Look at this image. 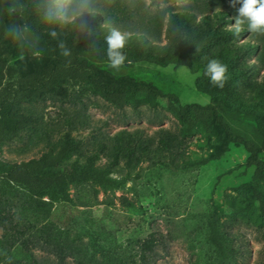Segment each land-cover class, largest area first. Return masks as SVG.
<instances>
[{"label":"rangeland","instance_id":"obj_1","mask_svg":"<svg viewBox=\"0 0 264 264\" xmlns=\"http://www.w3.org/2000/svg\"><path fill=\"white\" fill-rule=\"evenodd\" d=\"M232 3L233 0H182L154 5L151 0H60L57 8L59 15L68 20L81 12L97 11L103 24L123 33L145 34L151 43L161 47L166 44L170 11H190L200 20L204 15L211 17L216 8H224L230 9L235 18L241 5L236 3L233 7ZM234 24L232 21L226 26L232 29ZM243 27L244 33L234 42L254 44L245 65H252L256 71L254 80L262 82L264 33L250 32L247 22ZM36 59L40 56L36 55ZM202 67L200 61L192 68L161 65L141 77L175 95L181 104L206 105L216 96L199 87ZM70 90L80 96L81 104L76 108L50 100L38 107L42 109L44 124H57L52 131H46L48 137L41 123L42 128L37 124L34 131L0 144V159L19 163L37 158L66 135L80 141L83 156L70 155L51 171L69 176L67 191L71 198L69 204L50 202L49 221L56 228L67 231L78 245L89 244V235L96 230L99 238L109 240L110 244L103 243L104 246L129 254L135 252L137 241L152 231H160L165 251L160 248L162 257L156 264H264V217L253 200V168L245 166L247 153L242 146L228 142L223 131L212 123L209 131L202 125L186 131V126L167 109L165 98L159 99L154 108L141 105L116 109L88 84L71 86ZM226 106L230 111L251 114V123L264 133V96L255 101L228 100ZM78 110L86 125H65V118L72 119ZM160 129L178 136L175 150L152 160L144 158L138 164L119 161L112 173L106 174L108 160L96 150L102 136L128 130L141 131L148 137ZM223 145L226 147L222 150ZM89 162L93 163L91 178L85 171ZM105 177L119 185L103 187L97 180ZM260 189L264 198L263 184ZM25 197L28 195L21 191L14 199L12 224L0 222V264H28L22 257L24 252L32 254L39 264H61L29 242L24 243L28 234H18L14 229L19 221L26 224L31 220ZM209 228H216L231 239L227 244V257L231 258H220L209 247Z\"/></svg>","mask_w":264,"mask_h":264},{"label":"trees","instance_id":"obj_2","mask_svg":"<svg viewBox=\"0 0 264 264\" xmlns=\"http://www.w3.org/2000/svg\"><path fill=\"white\" fill-rule=\"evenodd\" d=\"M180 1L151 0V3ZM214 10L211 17L204 15L200 20L190 11H170L166 44L161 47L151 43L145 34L120 32L125 36L120 51L126 59L119 69H115L110 66L106 42V37L115 29L103 24L97 11L81 12L68 20L59 15L54 0H0V144L11 143L23 132L34 131L37 124L42 128L41 123L44 135L48 137L46 131H52L57 124H44L42 109L38 107L50 100L76 108L81 99L76 92L71 93V86L90 85L95 94L116 109L141 105L154 108L159 99L165 98L167 109L186 126V131L195 125H202L209 131L212 123L223 131L228 142L244 148L247 153L245 166L253 168V200L264 217V198L260 189L264 185V133L251 123L254 119L251 114L230 111L226 106L228 100L243 102L262 98L264 80H254L256 71L252 65H245L246 58L255 49L254 44L234 42L245 28L242 26L243 30L236 35L226 26L235 22L232 11ZM49 11L56 16L52 21L46 18ZM61 43L70 50V56L61 55ZM36 55L40 56L39 60ZM210 59H217L227 66L223 88L214 86L203 74ZM197 61L203 65L198 77L200 89L216 96L210 104H181L175 95L165 93L141 77L153 67L173 64L192 68ZM80 112H75L72 119L65 118L64 124L86 125ZM178 142V136L165 129L148 137L141 131L122 130L112 136H102L96 150L107 158L105 172L111 174L119 161L138 164L144 158L152 160L168 151L171 153ZM225 147L223 145L221 149ZM70 155L83 156V151L80 141L66 135L37 158L19 163L0 159V222L12 224L14 199L22 191L28 195L24 205L31 220L26 224L19 221L14 229L18 234H28L24 243L29 242L53 256L58 263L67 264L69 260L70 264H156L162 257L160 248L165 251L160 231H152L137 241L135 252L129 254L116 247L104 246L103 243L110 244L109 240L99 238L96 230L90 233L89 244L78 245L67 231L59 230L49 221L51 201L71 203L67 191L69 176L51 172ZM92 166V162L86 166L89 177H92ZM97 181L105 188L119 185L108 177ZM45 197L48 200L44 201ZM230 240L216 228L206 231L207 244L220 258L228 256ZM22 257L28 264H39L29 252H24ZM5 264L15 263L8 261Z\"/></svg>","mask_w":264,"mask_h":264},{"label":"clouds","instance_id":"obj_3","mask_svg":"<svg viewBox=\"0 0 264 264\" xmlns=\"http://www.w3.org/2000/svg\"><path fill=\"white\" fill-rule=\"evenodd\" d=\"M54 3L59 4L60 0H54ZM236 3L241 6L237 9L238 15L234 18L235 24L231 26L234 33L239 35L245 22H247L250 32L264 33V0H233L232 6L234 7ZM46 18L52 21L56 18L55 13L49 11ZM52 35L55 36V33H52ZM106 42L110 66L119 69L126 59V56L120 51L124 47L125 36L114 30L106 37ZM59 47L63 49L61 55L65 57L71 55L70 50L66 49L63 43ZM226 72L227 66L225 64L217 59H210L203 74L210 78V83L214 86L223 88L226 81Z\"/></svg>","mask_w":264,"mask_h":264}]
</instances>
